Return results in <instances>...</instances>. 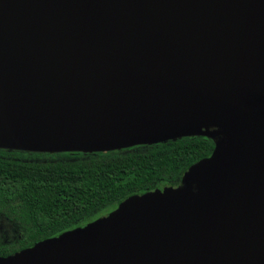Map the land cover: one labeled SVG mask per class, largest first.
<instances>
[{
    "label": "water",
    "instance_id": "obj_1",
    "mask_svg": "<svg viewBox=\"0 0 264 264\" xmlns=\"http://www.w3.org/2000/svg\"><path fill=\"white\" fill-rule=\"evenodd\" d=\"M187 137L179 186L0 264H264V0H0V150Z\"/></svg>",
    "mask_w": 264,
    "mask_h": 264
},
{
    "label": "trees",
    "instance_id": "obj_2",
    "mask_svg": "<svg viewBox=\"0 0 264 264\" xmlns=\"http://www.w3.org/2000/svg\"><path fill=\"white\" fill-rule=\"evenodd\" d=\"M213 149L210 139L187 137L104 153L0 150V256L92 222L132 196L179 186Z\"/></svg>",
    "mask_w": 264,
    "mask_h": 264
},
{
    "label": "rangeland",
    "instance_id": "obj_3",
    "mask_svg": "<svg viewBox=\"0 0 264 264\" xmlns=\"http://www.w3.org/2000/svg\"><path fill=\"white\" fill-rule=\"evenodd\" d=\"M103 216V215H102ZM0 232H1V228H0Z\"/></svg>",
    "mask_w": 264,
    "mask_h": 264
}]
</instances>
